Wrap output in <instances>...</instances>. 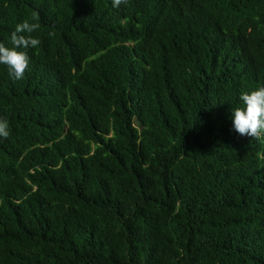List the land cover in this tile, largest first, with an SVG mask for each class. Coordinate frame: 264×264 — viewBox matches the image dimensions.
<instances>
[{"label":"trees","instance_id":"obj_1","mask_svg":"<svg viewBox=\"0 0 264 264\" xmlns=\"http://www.w3.org/2000/svg\"><path fill=\"white\" fill-rule=\"evenodd\" d=\"M26 19L0 264H264V137L232 116L264 86V0H0V42Z\"/></svg>","mask_w":264,"mask_h":264},{"label":"clouds","instance_id":"obj_2","mask_svg":"<svg viewBox=\"0 0 264 264\" xmlns=\"http://www.w3.org/2000/svg\"><path fill=\"white\" fill-rule=\"evenodd\" d=\"M112 3L113 7H119L121 4H127L128 0H112ZM39 28V23L26 19L16 24L11 33L10 43L13 47H6L4 43L0 42V64L8 67L9 74L15 80L24 77L29 65L27 53L18 49L36 48L40 44V40L32 34ZM240 100L243 102V106L232 110L234 130L241 136L255 139L264 137V86L251 92H243L240 95ZM9 135L7 119L0 118V137L8 138Z\"/></svg>","mask_w":264,"mask_h":264}]
</instances>
